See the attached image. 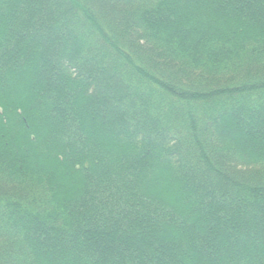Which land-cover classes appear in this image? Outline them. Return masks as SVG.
<instances>
[{
	"label": "trees",
	"instance_id": "obj_1",
	"mask_svg": "<svg viewBox=\"0 0 264 264\" xmlns=\"http://www.w3.org/2000/svg\"><path fill=\"white\" fill-rule=\"evenodd\" d=\"M0 264H264V0H0Z\"/></svg>",
	"mask_w": 264,
	"mask_h": 264
}]
</instances>
